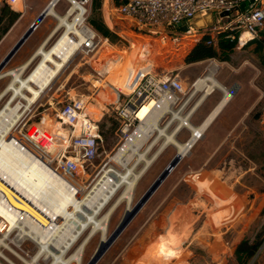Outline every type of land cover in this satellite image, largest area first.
Segmentation results:
<instances>
[{
    "label": "rangeland",
    "instance_id": "rangeland-1",
    "mask_svg": "<svg viewBox=\"0 0 264 264\" xmlns=\"http://www.w3.org/2000/svg\"><path fill=\"white\" fill-rule=\"evenodd\" d=\"M124 1L98 0V7L91 8L88 21L93 18L107 26L100 9L102 3L108 9L109 3L114 16L111 18L112 23L106 16L110 24L107 27L113 33L116 31L115 21H118L116 37L113 40L107 39V42L100 41L99 46L89 54L76 51L41 97L29 108L19 112L10 131V134H18L20 129L41 122L44 127L51 125L55 139L59 142L61 138L67 139L70 131L69 126L59 123L57 109L71 99L82 96L91 103L88 107L90 111L87 112L95 115L94 109L100 103L103 106L101 117L96 119L93 116L99 123L101 135L99 155L91 164H86L79 173L74 174V179L81 184L82 190L57 178L54 183H50L48 179L39 185L35 200H28L26 204L18 206L8 202L40 222L48 221L49 218L50 222L56 223L60 220L67 201L72 203L76 199V192L84 195L92 188L101 171L111 165L110 162L123 141V134L118 129L119 121L113 111L117 94L116 87L112 85V76L115 74L117 81L125 77L127 69L141 61L138 52L143 49L144 57L149 60L153 70L178 73L190 83L213 74L214 78L228 88L236 81L242 82V87L225 105L224 111H220L214 118L202 141L203 145H197L202 139L199 140L190 149V153L180 159L95 264H242L235 256L238 244L242 240L252 243L257 239H263L260 246L261 256L264 258V125L259 120L264 107V33L257 42L243 48L235 46L228 57L220 53L215 43L217 55L201 60L203 62L198 64L193 73L191 67L185 68L194 63L185 61L193 46L185 52L178 50L168 53L164 50L159 53L160 47L156 46L155 40L127 33L130 24L115 14V8ZM6 5L5 0H0V15H3L0 18V61L23 34V31L18 32L21 12L25 10L23 1L19 3L20 6L7 5L8 9ZM66 6V2L61 1L56 11L63 13ZM17 8L20 11L18 18L8 25L9 11ZM48 17L50 23L52 20L56 23L51 15ZM153 31L155 33V29ZM61 32L62 28H59L44 48L49 49ZM258 41L261 43L259 50ZM144 42L146 45L152 42L154 47L151 53L146 50ZM131 44L134 47L130 48ZM31 53V47L22 44L6 63L0 73L4 74L0 77V92L10 81L11 76L7 73L25 64L33 56L29 57ZM39 59V55L33 58L24 70V76ZM244 95L248 99L241 104L238 100ZM198 97L199 93L180 111L177 109L182 102L173 107L181 119H172L171 113L164 114L159 119L160 127L167 125L165 134L172 135L177 143H186L191 137L185 122L197 127L185 115L189 114L187 110ZM4 101L0 102V108ZM178 127V131L172 134ZM157 135L154 132L139 150L140 154L146 152L144 158L148 160L164 145L136 186L131 205L135 204L177 153L172 142H166L163 136L157 138ZM32 160L28 153L9 140L0 151V181L6 183L8 188L9 185L11 189L14 188ZM142 166L143 161L137 165V170ZM114 167L122 169L119 165ZM126 208L127 203L123 201L109 221L102 224L105 228L104 236L102 231H97L85 248L81 264L87 263L103 237L107 240ZM8 220L12 223L14 217L8 214ZM53 226L47 228L44 238L52 232ZM23 246L32 254L37 249L29 240ZM39 264H47V261L41 260Z\"/></svg>",
    "mask_w": 264,
    "mask_h": 264
},
{
    "label": "built area",
    "instance_id": "built-area-1",
    "mask_svg": "<svg viewBox=\"0 0 264 264\" xmlns=\"http://www.w3.org/2000/svg\"><path fill=\"white\" fill-rule=\"evenodd\" d=\"M5 1L8 6L13 7L15 3L23 0ZM61 1L67 4L64 12L56 11L51 16L58 24L60 23L59 17H64V22L58 27V29L62 28L60 36L63 33L70 35L77 44L75 52L79 50L84 54H89L99 46L100 41L107 42V38H102L88 21L93 0H49L44 9L52 3V7L56 10ZM243 2L247 4L241 8ZM100 10L105 24L110 27L107 20L112 23L111 18L114 16L111 13L110 4L108 3V9H105L102 3ZM115 10L116 16L128 20L135 30H138L137 27L155 29L160 32L168 31L165 25L171 24L174 19L182 20L181 22L184 20L187 25L201 13L214 12L216 15L211 26L200 35V37L210 36L207 44L215 41L216 34L230 32L226 37L231 40L236 39L237 48H242L254 39H260L261 32L264 31V0H125ZM182 29L180 28V31L184 32ZM160 39V43L164 45L165 36ZM132 47L134 45L131 44L130 48ZM138 53H140L141 61L128 68L119 86L115 85L117 98L113 102V111L119 121V132L123 134L122 144L131 141L138 132L144 129L148 131L144 135L145 139L140 146L141 149L155 132L154 128L149 126V118L153 111H156L159 104L166 101L170 102L173 109L182 99L185 88L178 73L155 71L148 62L149 60L145 59V51L141 52L140 49ZM262 78L264 81V72ZM149 101H154V105L141 118L137 112ZM89 105L91 103L88 99L80 96L71 99L70 102L57 109L56 117L59 123L69 126V131L73 132L72 135L67 136V139L61 138L57 142L52 127H44L39 122L20 129L18 134H10L11 141L22 150L29 151L38 157L54 174L63 177L72 186L82 190L81 184L74 179V174L79 173L86 164H91L99 155L101 141L99 123L87 112L90 111ZM106 110L109 109L106 108ZM167 113L170 112L166 111L163 115ZM259 120L264 125V107ZM8 214L14 217L13 224L9 222ZM26 221L33 227L40 225L33 217ZM21 228L29 231L28 235L22 234ZM26 240L37 246L28 224H24L21 211L9 204L4 190L0 188V264H27L34 253L32 254L23 246ZM261 250L260 246L246 264H264Z\"/></svg>",
    "mask_w": 264,
    "mask_h": 264
},
{
    "label": "bare ground",
    "instance_id": "bare-ground-1",
    "mask_svg": "<svg viewBox=\"0 0 264 264\" xmlns=\"http://www.w3.org/2000/svg\"><path fill=\"white\" fill-rule=\"evenodd\" d=\"M54 9L51 3L47 9H45L46 15L54 14ZM215 15L216 13L210 11L201 13L195 16L187 25L184 20L181 22L182 20L174 19L171 24L165 25L168 31L158 32L159 30H155V34L159 35V42L161 41L160 38L165 36L166 40H164L163 44H165L167 40L175 42L180 36L202 34L211 26ZM64 20L63 16L59 17L61 24ZM59 24H57L56 29L59 27ZM172 24L173 27L171 28ZM180 28H183L182 30H184V32L180 31ZM187 29L188 32H186ZM44 44H42L33 56L20 68L7 73L11 76L10 81L0 93V102L5 100L0 108V149L11 140L10 131L19 116V112L29 108L31 104L35 103L41 97L46 88L63 70L66 63L70 61L77 47V44L74 43L70 35L66 33H63L49 49H45ZM36 55H39V61L31 71L24 76V70L30 65ZM125 56H127V52H125ZM2 75L4 74H0V77H2ZM114 76H112V85L115 86L122 81V78L117 81L118 78ZM207 79L211 81V85L207 84ZM194 85L197 90H202L206 85L208 86V88H206V93L201 96L197 104H199L213 89L220 90L224 94V98L201 126H188L191 131V137L186 143H177L172 138V135L165 134L167 125L165 127H160L158 124L159 119L166 111L172 114V119H181L179 113L171 108L169 101L159 104L156 107V111H153L152 116L149 118V126H152L155 132H157V138L158 136H163L166 142H172L177 148V153L182 157L187 155L192 146L203 137L210 122L231 97V93L226 90L227 88L216 82L212 75H207L202 79L196 80ZM98 104L99 107L94 109L96 110V114H91L96 119L101 117V112L103 111V106L100 103ZM153 105L154 101H149L140 108L137 115L141 118L144 117L149 108ZM190 113L191 112H189V114ZM179 128L180 127L175 129L172 134H175ZM147 132L148 131L144 129L132 137L131 141L122 144L111 160V165H107L101 171L100 177L92 188L84 195L79 193L72 203L67 204L63 209L60 220L56 223L50 222L49 218H47L48 221L40 222L35 217L21 212L24 218V224H28L32 237L34 241H36L38 247L27 264H39L41 260L47 261V264H81L82 255L88 243L98 230L102 231L104 236L105 228L102 227V224L104 223L105 225V223L109 221L116 208L123 201L127 203L126 209L132 208L131 202L136 186L148 167H150L151 163L155 160L157 154L164 147L163 145L160 151L158 153L156 152L157 154L154 157L146 160L144 158L146 152L140 154L139 150L145 139L144 135ZM72 134L73 132L70 131L69 135ZM194 134H196V136H194ZM25 152L28 153L33 160L28 164L25 172L18 178L15 186L16 188L14 187L15 189H11V185H9L8 188L7 184L0 182V188L4 190L9 202L18 206L19 204H26L28 200H35L37 196L36 190L39 185L42 181L48 179L50 183H54L56 180L55 178H57L71 185L68 180L54 174L47 164L43 163L38 157L34 156L29 151L25 150ZM132 161L135 162L131 164ZM141 161H143V166L141 169L137 170V165ZM112 164L119 165L122 169H117ZM16 209L19 210L21 208L16 207ZM30 217L35 218L40 225L33 227L26 221ZM11 224H13V222ZM51 226H53L52 232L44 238L47 228ZM20 230H22V234L24 235H28L29 233V231L23 228ZM105 238L106 237H103L102 241H106ZM76 243L77 245H75ZM71 249H73V251L69 254Z\"/></svg>",
    "mask_w": 264,
    "mask_h": 264
},
{
    "label": "crops",
    "instance_id": "crops-1",
    "mask_svg": "<svg viewBox=\"0 0 264 264\" xmlns=\"http://www.w3.org/2000/svg\"><path fill=\"white\" fill-rule=\"evenodd\" d=\"M48 1L49 0H37V2H33L32 0H23V5H24L25 10L23 12H21V16H20L21 24H20V27H19V31L18 32H21V31L24 32L29 27V25L32 23V21L45 8V6L47 5ZM20 2L21 1H18L17 3H15V5L18 4L17 6H20L19 5ZM13 10L14 11H17V12H20L19 11V8L13 9ZM54 11L56 12L55 9H54ZM57 23H58L57 21L55 23L53 20H52V23H50V18L48 17V15H45L41 19V21L38 24V26L31 32V34L27 37V39L23 43V44H28V46L31 47V52L32 53L30 54L29 57H31V55H33L35 53V51L42 44L45 43L44 45H46V43L54 36V34L56 33V31L58 30V28L56 29ZM202 62L203 61H197V62L188 64V65H186L185 68H190L191 67V70L194 73V72H196V68H197L198 64H200ZM180 79H181V81H182V83L184 85V88H185L186 92H184V95L182 96V99L179 102V103H181V102L182 103L180 104V106H179V108L177 110H179V111L182 110L183 107H185L194 98V96L199 93V97L193 102L192 105H190L189 109L187 110L188 112H191V113L190 114H186L185 116H187V117L190 118V121L189 120H187V121H189L191 124L197 125V126H201L202 123L208 118L207 116L210 115L209 112H213L220 105V103L223 101L224 94L220 90H218V89H213V90H211L204 97V99L201 100V102L199 104H197L198 101H199V99L201 98V96L206 93V90H207L206 88H208V86L206 85V87L205 88H202V90L201 89L200 90H197L196 87H195V85H194V83H195V81L198 78L196 80H194L193 82H191V83L188 82L187 78H185V77H180ZM214 80L216 82H218L220 85H222L223 87H226L217 78H214ZM210 83H211V81L208 80L207 81V84H210ZM234 84H236L235 85V89H234V93L233 94H230L231 97L226 102V104L233 98V95L235 97L241 91L242 82L236 81V83H234ZM233 85H232V87H233ZM226 88H228V87H226ZM228 89L230 91V88H228ZM247 99H248V96L247 95H244L243 97H240L239 98L238 102L242 104ZM225 105L220 109V111H224ZM184 120H185V118H184ZM213 120L210 122L209 126L211 125V123L213 122ZM185 124H186L187 127L188 126L194 127V126H192V125H190V124H188L186 122H185ZM209 126L207 127L208 128L207 131L205 130V133L203 134V138H201L202 140L200 139L201 141L197 145H199V146L203 145V142L202 141L205 138L206 133L209 130ZM188 129H189V127H188ZM210 130H212V128ZM190 133H191V131H190ZM0 151H1V149H0ZM79 193L76 192L74 194V197L75 196H78ZM67 204H70V201L69 200L67 201ZM21 212H23V211H21Z\"/></svg>",
    "mask_w": 264,
    "mask_h": 264
},
{
    "label": "trees",
    "instance_id": "trees-1",
    "mask_svg": "<svg viewBox=\"0 0 264 264\" xmlns=\"http://www.w3.org/2000/svg\"><path fill=\"white\" fill-rule=\"evenodd\" d=\"M99 4L98 0H93L92 3V7L93 9H96ZM7 9V5L5 6ZM10 12V16H8V25H10L11 23H13L19 16V12L11 10ZM3 15H0V18H2ZM115 28L116 31H114L113 33L110 31V29L105 26L102 22L96 20V19H90L89 23L98 31V33L103 37V38H107L109 40H113V37H116V32L118 27V21H115ZM131 27V25H128ZM128 29L129 34H133V35H140V36H147L146 38H151L153 40L156 41V46L160 49L158 50V52L160 53L161 51L167 50L168 53L169 52H173V51H180V52H185L188 51L190 46L191 49L189 50V53L186 55L185 57V61L186 63H191V62H197V61H201L207 58H211V57H215L217 55V51L214 47V44L216 43L218 50L220 51V53L224 54L225 57H228L229 54L233 51V49L235 48V46H237V41L236 39L231 40L230 38H227L226 35L228 33H219L216 34V38L215 41H213L212 44H207V40L210 38L209 35H203L202 37L199 38V36L201 34H195V35H190V36H180L175 42L167 40V42L162 45L159 42V35L155 34L153 29H138L135 30L132 27ZM263 32H261V34H263ZM198 38V39H197ZM261 39V38H260ZM257 40L259 39H254L253 41H251L248 44H251L252 42H257ZM258 50L261 47V43L260 41H258ZM148 43H151V45H148ZM147 45L145 44V42L143 43L145 48H147L146 50L151 53L152 48L154 46H152V42H148ZM194 44V45H192ZM247 44V45H248ZM245 45V46H247ZM244 46V47H245ZM243 48V47H242ZM143 50L141 49V52ZM227 59V58H226ZM225 59V60H226ZM156 71V70H155ZM162 71V70H161ZM263 239H257L254 240L252 243L249 242V240H242L236 250H235V256L236 259L241 262L242 264H246V262L249 260V258L255 253V251L260 247L261 243H262Z\"/></svg>",
    "mask_w": 264,
    "mask_h": 264
},
{
    "label": "water",
    "instance_id": "water-1",
    "mask_svg": "<svg viewBox=\"0 0 264 264\" xmlns=\"http://www.w3.org/2000/svg\"><path fill=\"white\" fill-rule=\"evenodd\" d=\"M252 1V0H250ZM246 2L241 3V8H244ZM46 12L43 9L39 15L32 21L29 27L23 32V34L19 37V39L14 43V45L10 48V50L6 53L3 59L0 61V72L6 65V63L10 60V58L16 53V51L20 48V46L24 43L27 37L31 34V32L38 26L41 19L45 16ZM235 85L230 88L231 94L234 93ZM181 155L176 153L173 158L169 161V163L164 167V169L159 173V175L155 178V180L149 185V187L145 190V192L140 196V198L132 205L131 209H125L124 214L113 231L108 235L106 241H101L96 250L94 251L91 258L87 261L86 264H95L100 257L105 253V251L109 248V246L114 242V240L118 237V235L124 230V228L128 225V223L132 220L135 214L141 209L144 203L148 200V198L152 195V193L159 187L162 181L167 177L169 172L177 165V163L181 159Z\"/></svg>",
    "mask_w": 264,
    "mask_h": 264
},
{
    "label": "flooded vegetation",
    "instance_id": "flooded-vegetation-1",
    "mask_svg": "<svg viewBox=\"0 0 264 264\" xmlns=\"http://www.w3.org/2000/svg\"><path fill=\"white\" fill-rule=\"evenodd\" d=\"M136 215V214H135Z\"/></svg>",
    "mask_w": 264,
    "mask_h": 264
}]
</instances>
